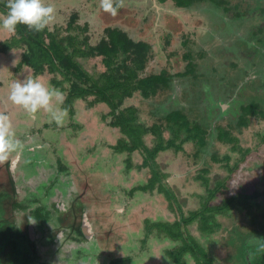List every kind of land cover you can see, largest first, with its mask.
<instances>
[{
  "label": "rangeland",
  "instance_id": "rangeland-1",
  "mask_svg": "<svg viewBox=\"0 0 264 264\" xmlns=\"http://www.w3.org/2000/svg\"><path fill=\"white\" fill-rule=\"evenodd\" d=\"M46 2L56 10L57 18L52 25L62 22L67 12L77 9L82 12L83 22H89V34L93 38H97L96 31L100 32L106 25L126 26L135 37H144L155 46L162 64L166 61V55L172 51H179L180 54L184 52L181 46L183 36L188 32H195L197 36H194V39L196 38L197 41L192 48L200 55L197 54L200 57L196 68L198 79H182L178 82L176 80L175 90L172 91L171 96L170 94L160 96V101L145 100L140 106L146 113L143 119L152 122L163 118L164 109L168 112L180 110L209 130V137L200 159L194 157L197 149L193 143L186 144V153H168L159 158V163L169 174L166 184L177 200L173 204L174 212L161 194L140 193L132 198L127 191L140 184L141 180L146 182L148 172L143 170L125 173L123 167L125 155L116 157L114 162V153L109 145L116 135L113 138L111 132L114 133V130L102 120V116L108 113L106 107L100 104L88 110L85 102L77 103L76 115L70 118L67 115L62 126L54 121L52 122L55 125L52 123L44 126L49 124V121L41 110L34 117L31 116L30 127L25 130L17 129L22 127L19 118L23 109L12 104L8 99L10 77L17 73L6 74V71L13 72L14 67L22 59V50L15 48L1 53L0 112H6L10 116L14 131L22 136L21 140L27 146L26 152L24 153L23 150L19 155V162L22 160L19 165L20 170L15 171L18 196L22 201H27L32 208L46 206L53 200L60 207L69 206L73 196L80 191L83 180H89L91 189L86 194L91 203L84 207L91 216L95 231L102 234L103 240L101 246L95 239L90 242L86 254L81 257L73 256L75 252L73 247L57 244L42 248L36 257H30V252L22 253V259L26 260L27 264H40L42 258L50 259L52 264H104L100 256L107 251L111 253L109 255H112L113 260L117 256L131 257V264H169L164 253L171 246L169 242H159L152 237L144 244L145 221L149 218L153 221L174 222L179 219L177 215L179 206L186 214L197 209L200 196L204 193L197 179L202 168L210 169L211 178H220V175L225 174L223 169L222 172L220 171V165L212 161V155L223 156L233 152L228 142L219 140L217 127L227 128L229 124L233 125V134L239 138L242 146L251 148V153L241 171L229 180L231 192H239L243 188L247 192L257 188L264 191V178H260L264 173V144H260L259 137L256 136L264 128V122L255 118L251 120L248 128L238 127L239 114L235 107V105L237 108L242 107L239 97L248 96V102L252 99H261L258 89L263 84V77L261 72H258L256 77V73L257 67L259 68L257 63H264V52L260 57L258 56L264 50V0H229L228 5L225 6L228 11L210 0L200 2L195 5L197 7L189 9L177 8L171 0L165 2L124 0V7L118 10L116 16L104 12L100 7V0H46ZM214 6L218 9H211ZM9 35L0 29V44L9 42ZM166 39H170L171 46L165 47ZM179 61L180 57L175 65L182 72L184 69ZM233 62L236 64L232 66ZM84 63L90 71H93L94 65H97V71L102 70L99 59ZM158 66L160 65H151L150 68L153 70ZM238 66L244 70L236 77V81L245 83L242 86L240 84V87L236 85L232 76ZM26 69L24 67L19 71L23 73L27 71ZM245 71L251 74L246 75ZM30 72L33 73L32 70ZM45 75L47 73L44 74L42 83L51 87L48 83L53 76ZM220 78L224 82L219 83ZM210 101H213V106L210 105ZM221 104L227 108L220 109ZM228 105L230 108L234 105L235 112L229 113L228 111L233 110H230ZM42 115L41 122L39 117ZM70 141H73V145L69 143ZM151 141L152 137L147 138L149 144ZM62 150L66 151L64 155ZM256 150L258 153L255 152ZM133 159L136 164L142 162L140 153H135ZM66 161H71L73 166L69 165L64 171H60L58 166H67ZM85 162H90L87 165L94 170L89 173L90 176L81 179L79 175L82 170L85 172L87 167L84 165ZM113 162L116 164L114 170L113 168H109L108 172L104 169L98 170L100 165L107 166ZM24 182L31 184L25 185ZM36 201L39 204L34 205ZM48 212L56 215L53 208ZM21 214L23 212L16 213L18 220H21ZM246 216L242 213L218 218L223 224L222 230L210 239L204 240L213 250L214 255L220 258L214 264H241L233 259L237 246L243 247L245 243L247 244L246 240H249L251 245L254 242L263 243L264 233L260 231L259 226L264 227V215L261 214L260 220L257 221H252ZM44 227L45 231L51 233L53 229L59 230L54 224ZM41 228L42 225L38 224L36 229L42 230ZM191 232L199 237L196 227H192ZM218 241L220 246L216 248L214 245ZM22 248L28 249L26 246H21Z\"/></svg>",
  "mask_w": 264,
  "mask_h": 264
},
{
  "label": "trees",
  "instance_id": "trees-1",
  "mask_svg": "<svg viewBox=\"0 0 264 264\" xmlns=\"http://www.w3.org/2000/svg\"><path fill=\"white\" fill-rule=\"evenodd\" d=\"M171 1L177 8L189 9L197 7L195 5L205 0ZM210 1L219 5L220 8L229 3V0ZM6 3L7 0H0V14L7 12ZM211 9L218 8L214 6ZM225 11H228L227 7ZM81 15V11L73 9L63 16L65 18L62 22H57L38 33L29 31L24 25H18L16 34L9 35V42L0 44V54L15 48L22 50V59L14 67L13 72L6 71V74L17 73L10 77V85L17 79L22 81L26 77L39 78L42 82L45 73H47L46 77L52 75L48 85L60 89L65 94L61 107L67 109L69 118L76 115L77 103L85 102L88 110L103 104L108 113L102 116V120L107 122L111 130H114V133L111 132L113 138L116 135L109 145L114 153V162L116 157L125 155L126 158L123 159L125 173L130 174L132 171L143 170L148 172L146 182L141 180L140 184L127 191V194L132 198L140 193L161 194L167 200L171 211L174 212L173 204L177 200L166 184L169 174L159 163V158L168 153H186V144L193 143L197 149L194 157L200 159L201 152L208 144L209 130L180 110L168 112L164 109L163 118L155 122L143 119L146 113L140 105L145 100L147 102L160 101V96L165 94L171 96L172 91L175 90L176 80L178 82L182 79H198L196 68L200 55L192 48V45H195L194 42L197 41L196 38L194 39L197 34L195 32L186 33L181 40L184 52L181 51L180 54L179 51H172L166 55V61L162 64L155 46L144 37H135L126 26L106 25L100 32L97 30L96 36L98 37L93 38L89 34V22H83ZM169 46H171V41L166 39L165 47ZM263 52L264 50L258 56L260 57ZM178 57L184 69L182 72L175 65ZM92 59L100 60L101 71H97V65L93 66V71L86 68L84 62ZM157 64L160 65L159 69L156 67L151 70L150 66ZM234 64L236 63L233 62L232 66ZM257 64L259 68L257 67L256 77L258 72H261V77H263V84L258 89L261 99H252L250 103L247 100L248 96L239 97L241 103H238L242 104V107L237 108L236 105L235 107L239 114L237 126L240 128H248L251 120L255 118L264 122V63ZM24 67L27 71L21 72V76L19 70ZM241 71L244 70L238 66L232 75L238 87L240 84L245 85L242 81H236V77L242 74ZM245 73L246 75L251 74L248 71ZM222 82L224 81L220 78L219 83ZM231 112H235V109ZM21 113L19 120L22 127L16 128L25 130L30 127L29 122L32 117L24 110ZM42 114H46L44 117L49 121V124H44V126L52 123L55 125L48 113L43 112ZM42 120L43 115L39 117V121L42 122ZM233 128L234 126L230 124L227 128L217 127L219 140L228 142L231 145L230 150L237 155L231 152L223 156L212 155V161L220 165V171L222 172V169L225 171V174L219 176L220 178H211L210 169L202 168L197 177L204 189V193L200 196L199 207L186 214L179 206V213H177L179 219L174 222L153 221L149 218L145 221L144 244L152 237L159 242H169L171 246L164 252L169 264L216 263V260L220 258L214 255L213 250L204 240L205 238L210 239L222 230L223 224L218 218L244 213L250 220L257 221L260 220L261 214L264 215V191L257 188L247 192L243 188L239 192H231L229 180L241 171L251 153V148L243 147L239 138L233 134ZM15 133L21 140L22 136L18 132ZM256 136L259 137V143L264 144V128ZM149 137H152L151 144L147 142ZM73 141L69 143L73 145ZM66 151L62 150L63 155ZM25 152L26 149H24ZM255 152L258 153L257 150ZM135 153L141 154L142 162L137 164L134 162ZM66 162L67 166H58L60 171H64L69 165L73 166L71 161ZM114 162L107 166L98 165V170L104 169L106 172L109 168L114 170L116 167ZM87 163L90 162H85L84 165ZM8 164L9 162L0 165V180L4 181L3 183L0 181V264H27V261L19 255V250L21 246H32L30 236L27 234L30 217L27 214L24 216L22 229L16 226L14 211L25 205H23L24 201H20V196L17 195L10 182L7 173ZM22 166L23 164L20 168ZM86 168L90 172L94 170L88 165ZM79 177L81 178L80 175ZM260 178H264V173ZM34 213L38 220L47 218V215H42L40 211ZM76 213L78 216L82 215L81 210H77ZM74 218L77 220L75 215ZM192 227H196L199 237L191 232ZM259 227L264 233V227ZM246 241L247 244L245 243L243 247H236L235 258H232L241 264H249L246 259L249 254L251 264H264V241L262 244L254 242L253 245L249 240ZM214 246L218 248L220 242L218 241ZM107 255L109 254L102 253V256ZM103 262L108 264V259ZM131 262V257L127 256L116 259L111 264H131Z\"/></svg>",
  "mask_w": 264,
  "mask_h": 264
},
{
  "label": "clouds",
  "instance_id": "clouds-1",
  "mask_svg": "<svg viewBox=\"0 0 264 264\" xmlns=\"http://www.w3.org/2000/svg\"><path fill=\"white\" fill-rule=\"evenodd\" d=\"M100 7L116 16L124 7V0H100ZM6 8L7 12L0 14V29L11 35L16 34L18 25L38 33L50 28L56 20V10L46 0H7ZM8 99L32 117L43 110L60 126L68 115L67 109L61 107L65 94L60 89L45 86L39 78L26 77L22 81H14L10 85ZM23 150L24 144L17 138L10 116L0 112V165L9 162L14 154L19 156ZM36 222L35 218H30L29 223Z\"/></svg>",
  "mask_w": 264,
  "mask_h": 264
},
{
  "label": "flooded vegetation",
  "instance_id": "flooded-vegetation-1",
  "mask_svg": "<svg viewBox=\"0 0 264 264\" xmlns=\"http://www.w3.org/2000/svg\"><path fill=\"white\" fill-rule=\"evenodd\" d=\"M210 105H214L213 101H210ZM223 107V105L221 104ZM230 108V106L228 105ZM232 107V106H231ZM230 110H232L230 108ZM228 111V110H227ZM229 113L231 111H228ZM26 145L24 144V149H26ZM19 164L16 168V171L19 169ZM90 171L88 168H86L85 172H82L80 174L81 179L86 178L89 175ZM32 174L34 175V169ZM36 179V178H35ZM28 180V179H27ZM2 183L4 181L0 180ZM18 183H19V177H18ZM25 185H29L31 183L24 182ZM22 185V184H21ZM91 189V183L89 180L84 181L81 185L80 191L75 194L73 197V200L71 201L70 205H64V207H60L59 204H55V201L48 202L46 206H35L34 208L31 207V205L27 204V201L21 202L25 207L16 209L15 212V219H16V226L19 229H22L23 223H24V216L27 214L30 218H35L37 221L35 224L29 223L27 234L30 236V241L32 246H27L28 249L22 248L19 250V255L22 258V253L30 252V257H36L39 255V251L47 246L52 245H68L69 247H73L75 249V252L73 256L75 257H81L86 254V250L88 248V244L92 242L94 239L96 240L97 244L99 246L102 245L103 240L101 238L102 234L95 231L94 223L92 224L91 216L88 212L85 211V205H88L91 203V200L87 198V192ZM20 191V189H19ZM50 193H52L51 190H49ZM18 195V191L16 192ZM32 198V197H31ZM20 201H22L20 199ZM34 205L39 204L38 201L33 203ZM30 207V208H29ZM51 208L56 211V215L54 216L53 213H49L48 211H51ZM81 210L82 215L78 216L76 211ZM40 211L42 215L46 216V220H38L37 216L33 212ZM23 212L21 214V220H18L16 217V213ZM47 212V213H44ZM74 215L76 216L77 220L74 218ZM30 221V219H29ZM107 221V218L105 219V222ZM42 225V230H37V225ZM51 224L56 225L59 227V230H51L45 231L46 228L44 226H51ZM55 231V232H54ZM40 235V237H39ZM42 235V236H41ZM107 252V251H104ZM108 253V252H107ZM111 254V253H108ZM102 260L108 259V264H111L112 261L119 259V258H125L127 256L122 257H115L114 260H112V255L107 256H100ZM42 258V256H41ZM112 260V261H110ZM110 261V262H109ZM40 264H52L50 259H43Z\"/></svg>",
  "mask_w": 264,
  "mask_h": 264
},
{
  "label": "water",
  "instance_id": "water-1",
  "mask_svg": "<svg viewBox=\"0 0 264 264\" xmlns=\"http://www.w3.org/2000/svg\"><path fill=\"white\" fill-rule=\"evenodd\" d=\"M223 108H227V107L226 106L222 107L220 105V109H223ZM19 160H20V156H14L12 159H10L9 164L7 166V173L9 175L10 182H11V184H12V186L16 192L18 191V188H17V180H16V176H15V171H16V168L18 166ZM246 259H247L248 263L251 264L249 254L246 256Z\"/></svg>",
  "mask_w": 264,
  "mask_h": 264
}]
</instances>
